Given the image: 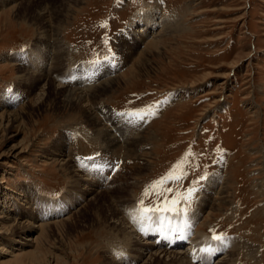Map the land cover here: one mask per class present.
<instances>
[{
  "label": "rangeland",
  "instance_id": "374dc122",
  "mask_svg": "<svg viewBox=\"0 0 264 264\" xmlns=\"http://www.w3.org/2000/svg\"><path fill=\"white\" fill-rule=\"evenodd\" d=\"M43 35L59 47L46 49ZM58 49L62 66L50 69ZM43 62L42 73L79 76L93 66L97 81L65 87L76 96L119 79L83 109L63 106L55 81L32 108ZM141 110L143 120L121 115ZM8 112L19 116L0 123V218L26 229H0V248L22 250L0 253V264H144L156 253L146 242L189 245L190 264H264V0H0V115ZM81 178L97 193L80 196ZM162 179L169 191L145 205L195 188L190 206L176 205L187 214L141 223L142 193ZM111 205L136 244L105 228ZM209 246L211 255L199 251ZM156 254L148 264L169 260Z\"/></svg>",
  "mask_w": 264,
  "mask_h": 264
},
{
  "label": "bare ground",
  "instance_id": "6f19581e",
  "mask_svg": "<svg viewBox=\"0 0 264 264\" xmlns=\"http://www.w3.org/2000/svg\"><path fill=\"white\" fill-rule=\"evenodd\" d=\"M149 14V13H148ZM144 21H145V24H146V26L147 27H149V26H151V25H153V24H155L154 22H155V17H154V14H150V15H145L144 16ZM167 27V26H166ZM161 28H163V25H161ZM145 30H144V28H141L140 30H138L137 31V33H140V34H143V32H144ZM54 34H57V32H55ZM58 35V34H57ZM56 36V35H55ZM41 37H44L45 39L44 40H47L46 42H43V46L44 47H46V49H48L49 47H51V49H52V47H54V49H55V47H59V45L57 44V38L56 39H54V42L53 43H49V39H48V37H49V35H43V36H41ZM59 38V37H58ZM151 38V37H150ZM40 39H43V38H40ZM50 39H51V37H50ZM120 39V38H119ZM60 41V40H59ZM51 45V46H50ZM58 45V46H57ZM62 45H64V44H62ZM43 47V48H44ZM63 47H65V46H63ZM64 49H66V47L64 48ZM55 53H56V55H58L57 57L55 56L54 57V62H55V64L53 65V67L50 65V69H55V68H60V66H62V63H61V52H59V49H58V51H56L55 50ZM55 55V54H54ZM143 55V54H142ZM141 55V56H142ZM63 56V55H62ZM132 56V55H131ZM130 56V57H131ZM141 56H139V61L137 62V64H139L140 62H141ZM64 57V56H63ZM42 65H44V62L42 63V64H37L36 66H35V68H34V70H36L38 73H42ZM49 65V64H48ZM92 67L93 66H90V67H88V70H85L87 67L86 66H84V67H82V69H83V71H81V75L79 76L78 75V73H70V72H66L67 74H55L54 73V70H52V71H50V73H48L47 71H44L43 73H42V75H40V77L38 78V82L40 83V84H42V86H40V87H42V89H41V93H40V96H38V98L36 99V102H35V104H36V106H35V104H34V102H32V104L31 103H29V104H31L30 106H32V108H34V107H37L38 106V103L39 102H41V101H39V100H41L42 99V96H45V94H47V92L45 91L46 90V85L47 84H49V83H55V81H59L57 84H56V89L55 90H57V92H56V96L58 97V98H60L59 100H60V102H61V104L63 105V106H77V107H79V108H81V109H83V108H88V107H84V105H86V102H88L89 101V99L90 98H94V97H97V96H99V95H101L100 93H97L96 91L97 90H101V92H103V93H105V92H108V91H110L111 89H112V85H113V83L116 81V79H119V77L118 78H116V77H114V79L112 78V79H110L109 81H106V82H104V83H102V84H100L97 88H94L90 93H89V98H85V97H83V95H81L80 96V94L79 95H75V94H73V93H75V92H72V90H69V88L67 89V88H65L66 86H68V87H70V86H74V87H76L77 85L79 86V85H82V82H84L83 80L84 79H87L88 81H90V82H95V81H97V74H96V71L95 72H92ZM36 71L34 72V73H36ZM135 71H136V67H132L131 68V70H130V72L129 73H131L133 76L132 77H134V78H137V75H134L135 74ZM32 74V73H31ZM125 77V74L124 75H122V77H120V79L121 78H124ZM222 77V76H221ZM32 78H33V76L32 75H30V77H29V74H28V77L26 78L27 79V82L26 83H28V84H30V85H33L34 83L32 82ZM49 78H52L53 80H50ZM129 79V78H128ZM92 80V81H91ZM88 81H85L84 83L85 84H83V85H86V83L88 82ZM102 81V80H101ZM38 83V84H39ZM29 86V85H28ZM82 87V86H81ZM84 87V86H83ZM30 88H32V87H30ZM83 93H85L86 94V92H83ZM84 94V95H85ZM105 95V94H104ZM97 99V98H96ZM92 100V99H91ZM101 100V99H100ZM39 101V102H38ZM38 102V103H37ZM90 103V102H89ZM92 103V102H91ZM34 104V105H33ZM40 104V103H39ZM90 105V104H89ZM80 109V110H81ZM89 112V111H88ZM11 113V112H10ZM15 116V117H17V115L19 116V114L18 113H15V114H9V112L8 113H1V115H0V123L1 122H3L4 120H7L6 122H9V121H13V119H11L10 120V117L11 116ZM15 120V119H14ZM94 121V120H93ZM99 123V122H98ZM1 125V124H0ZM118 127V126H117ZM117 129V128H116ZM120 130V129H119ZM118 130V131H119ZM103 131V130H102ZM114 135V134H113ZM112 136V135H111ZM103 137V136H102ZM114 141V140H113ZM116 143V142H115ZM111 144H113L114 145V143L112 142ZM120 144V143H119ZM134 145V144H133ZM132 146V145H131ZM133 153V152H132ZM53 155V154H52ZM48 160H50V161H57L58 163H60V166L61 167H64V166H62L64 163V161H62V159L61 160H59V159H53V158H49ZM62 163V164H61ZM68 165H70V164H68ZM140 165V164H139ZM66 166V165H65ZM142 166V165H141ZM63 169V168H62ZM137 170V169H136ZM66 171V170H65ZM139 171V170H138ZM63 172V171H62ZM77 172V171H76ZM74 176L75 177H77V175H75L74 174ZM72 179H73V177H72ZM82 179V178H81ZM76 181V180H75ZM79 181V180H78ZM80 183H82V185H81V187H83V189L82 190H84V192H86V193H83V195H80V196H82V197H88L89 195H92L93 193H97L96 191H94V190H92V188L90 189V188H88V186H87V183H85L84 182V180L82 179V180H80L79 181ZM207 184H209V183H211V181L210 180H207V182H206ZM79 184V183H78ZM222 185V184H221ZM225 185H227V183L225 184ZM209 186V185H208ZM208 186H206V187H208ZM223 186V185H222ZM228 187V186H227ZM221 188V187H220ZM226 188V186L224 187H222V191L220 192V196L221 197H225L224 195H226L225 194V189ZM101 195V194H100ZM124 195V194H123ZM96 196H98V195H96ZM227 197V196H226ZM228 198V197H227ZM92 199H94V201L96 200V198L95 197H91L90 198V200H92ZM89 200V201H90ZM118 201V200H117ZM121 201V200H120ZM225 201V200H224ZM109 202V201H108ZM113 202V201H112ZM220 204H222V203H220ZM224 204V203H223ZM110 205V204H109ZM119 205V204H118ZM122 205V204H121ZM135 205V204H134ZM226 206V205H225ZM116 207V206H115ZM126 207V206H125ZM108 208V207H107ZM110 208V209H109ZM109 210H108V212H110V214L107 216V217H104L103 219H104V225L106 226L105 228H109V230L110 231H112V232H116V233H121V234H123L124 235V240H127V242H129L128 244H136L137 243V237H135L133 234H132V231H128V229H130V228H128V227H126V224L123 222V221H126L127 219L123 216L124 214H123V212L124 211H122V213L121 212H118L115 208H114V206H112L111 205V207L109 206ZM131 209V208H130ZM213 209V208H212ZM126 210H128V209H126ZM214 210V209H213ZM121 211V210H120ZM203 212V211H202ZM71 217V216H70ZM132 217V216H131ZM66 218V217H65ZM67 218H69V217H67ZM70 219V218H69ZM69 219H63V220H61V221H68ZM192 219V218H191ZM0 220L1 221H8V222H10V225L13 227V232H9V230H6V229H2V228H0L1 229V233H5L6 235L7 234H9L11 237L12 236H14V235H16V233L18 234L19 232L18 231H21V230H25L24 228H22L21 229V223L20 222H18L16 219H14V218H11L9 215H6L5 217H2V218H0ZM61 221H59V222H56V223H60L61 224ZM129 221V220H128ZM54 224V223H53ZM132 224V223H131ZM130 224V225H131ZM134 224L135 223H133V226H134ZM49 225V224H48ZM47 225V226H48ZM56 225V224H55ZM136 225V224H135ZM10 226V227H11ZM15 226H17L16 228H14ZM31 229H33V226H32V228ZM46 229V228H45ZM132 230V229H131ZM26 231H31V230H26ZM23 232V231H22ZM27 233V232H26ZM115 236V235H114ZM120 236H122V235H120ZM123 239V238H122ZM140 240H142V239H140ZM32 241V240H31ZM25 242H30V239H25ZM126 242V243H127ZM194 242V241H193ZM239 242V241H238ZM124 243V242H123ZM240 243V242H239ZM243 243V242H242ZM241 243V246H243V244ZM177 244H181V243H177ZM141 245H143L144 246V248L145 247H148V248H153V250L155 249V251H156V253L157 252H163L164 253V256L163 257H165L166 259L167 258H169V260L168 261H164L162 264H190L189 262H188V260L187 259H191V256H188V257H186V255L185 254H187L186 253V251H190V249H191V247L189 248V245L184 249V252H180V251H175V252H170V249H171V244L170 243H168V242H166V243H164V242H156L155 244H153V243H151V244H149V242L147 243H144V244H141ZM151 245V246H150ZM28 246V245H27ZM126 246V245H125ZM130 246V245H129ZM137 246H139V244L137 245ZM191 246V245H190ZM235 247V246H234ZM243 247H245V246H243ZM151 248L149 249V250H151ZM253 249V248H252ZM255 250V249H254ZM15 251H17V254H13V253H15V252H13V251H7V250H3V248H0V253L3 255H10L11 257H17L18 255H21V249H19V250H15ZM20 254H19V253ZM231 252H233V251H231ZM253 252V251H252ZM252 252H250V253H252ZM138 253V252H137ZM153 253V254H152ZM151 254V256L145 261V263L144 264H148V261H151V259L153 258V257H159L161 254H159V255H157L156 253H154V252H152ZM188 253H190V252H188ZM255 255V254H254ZM230 256V255H229ZM247 256L248 257H252L250 254H247ZM224 259H225V257H221L220 259H219V261L217 262L218 264H220L221 262L223 263V261H224ZM226 260V259H225ZM230 260V259H229ZM196 262V261H195ZM225 263V262H224Z\"/></svg>",
  "mask_w": 264,
  "mask_h": 264
},
{
  "label": "snow or ice",
  "instance_id": "6c2138e0",
  "mask_svg": "<svg viewBox=\"0 0 264 264\" xmlns=\"http://www.w3.org/2000/svg\"><path fill=\"white\" fill-rule=\"evenodd\" d=\"M151 107V106H150ZM158 107V105H157ZM148 111L146 110H141L140 113H128L124 114L122 113L121 115H132V116H139L140 120H143L147 115ZM93 167L99 169L103 167V165H93ZM205 177H201L200 179L203 180ZM164 183L163 179L160 181H155L152 184L148 185L145 187L144 192L142 193L140 202H139V207H138V219L141 223L144 222H156L159 224H163L167 217H165L163 214L164 213H173L175 215H181V214H187V209L185 208H177V204L181 199H183L188 205L190 206L192 200L194 199V194H195V188L190 189L186 194H183L180 197H177L176 199H173L171 201L167 200L166 198L162 202H157L153 206H147L145 205V199L150 197V196H164L168 189L161 190L160 186ZM212 231V230H210ZM212 241L217 242L219 245H226L227 244V237L224 235H217L213 231V235L211 237ZM201 253H204L206 255H211L212 252L216 251V248L214 247H205L199 249ZM196 258L195 253L193 254V259ZM202 264L204 261V258L201 257Z\"/></svg>",
  "mask_w": 264,
  "mask_h": 264
}]
</instances>
